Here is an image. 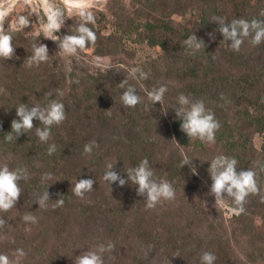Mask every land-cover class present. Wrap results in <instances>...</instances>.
<instances>
[{
    "label": "rangeland",
    "instance_id": "374dc122",
    "mask_svg": "<svg viewBox=\"0 0 264 264\" xmlns=\"http://www.w3.org/2000/svg\"><path fill=\"white\" fill-rule=\"evenodd\" d=\"M217 1L221 2V6H226L229 10L234 7L232 0ZM236 1L238 4L244 2V0ZM17 2L24 3L25 0H17ZM34 2L38 3L39 0H34ZM56 2L62 3V0H56ZM87 2L93 6L92 10L96 16L94 30L97 33L96 46L98 47L96 49L93 45L88 47L86 51L79 53L80 64L71 65V70L67 66L68 61L55 54L58 51L57 43L43 37L40 38L41 42L46 43L49 47V54L51 55L49 61L31 68L27 66V68L21 70L18 65H23L28 55L27 50L31 51L32 36L31 34L26 36L22 32L15 34L13 43L19 46H16L13 58L9 60L0 59V114L7 112L8 108L10 110L13 101L21 102L22 97H27L29 100L32 98L34 103H40L36 98H38L42 90L56 94L57 89H59L63 92V97H80L83 93L92 94V92L94 93L93 80H91L90 76L85 75L86 73L89 72L97 76L106 70L116 68V70L118 69L117 73L120 72L122 74L121 78L124 80L127 76L126 69L139 65L144 71L149 73L148 78L142 81L129 79L128 83L137 86V94H141L142 103L149 102L146 95L148 90L160 84H167L168 86V91L164 98V107L161 108L162 106L159 103L160 108H155L158 115L154 117V121L163 117L160 125L153 127L151 130L153 118L147 117L143 119L139 116L141 119L140 123L151 130L147 131L145 128L141 129V127L138 129H141L140 133L143 136L147 150H151L155 146L158 151H162V139L166 132L164 124L169 123L171 126L172 122L174 123L171 117L169 119L168 112L170 111L169 108H171L169 106L175 103L177 96L174 94L178 92L179 88L184 89L188 85L184 80L185 86L180 81L177 84L178 78L177 76L175 77L172 67L169 68V66L177 58L181 57L184 52L195 55L198 50L183 48L185 51L182 54L179 51H175L176 58L173 57L172 53L165 54L163 49L148 43V38L152 35L156 36L157 33H149V27H147L145 21L154 23L158 19L163 26L164 21L170 22L181 33L188 30L190 34L194 33L198 38H202L204 44L214 43L216 35H214L213 27L209 29V27L203 25L205 12L202 9L207 7L204 3L208 2V0H87ZM75 22V17L73 21L71 19L66 21L68 25ZM29 30H31L30 27L25 29V31ZM141 31H144L145 34L141 35L145 37H140L139 33ZM67 32L68 28H62L58 34L63 35ZM102 36L105 38L110 37V40L100 39ZM175 40V42L183 44V40L179 38ZM259 45L261 46L251 45L249 39L245 41L242 53L248 57L253 54V61L247 67L240 65V61H236L229 56L227 52L228 50L231 51L229 46L219 45L216 48L211 47L214 55V66H211L212 68L207 71V74L205 69L204 71H202L203 68L201 69L202 79L206 75L209 78L222 76L237 82L246 75H252L254 69L251 68H254L257 62L254 60L257 59V55H261V47L264 49L263 43ZM164 55L165 60L163 59ZM18 70H21L22 74L18 73ZM64 76L67 78L66 85L63 84ZM35 79H38L39 87L36 85L32 86L30 83ZM44 80L46 84L40 83ZM220 80L223 81L222 79ZM79 81L81 82L79 83ZM190 82L192 83V80ZM60 85L62 88H57ZM250 90L255 91L256 94L252 95L254 98L263 92L264 75L259 87L253 86ZM222 91L228 94L229 97L237 94L241 95L239 89L236 91L235 87L228 88V85L226 91ZM72 101L70 100V102ZM232 105L235 112L233 114L237 117L238 114L236 112L244 110V107L238 109L237 104ZM252 108L257 109V104H251ZM171 109L174 110L173 108ZM74 116L72 114V118ZM14 118H17L16 112L8 113V120L12 121ZM75 119L76 117L72 120ZM165 119L169 120L165 121ZM64 122L66 121L64 120L62 123ZM5 126H7L6 131L2 130ZM120 128L116 133L120 131L122 136L128 133V129ZM9 131H11V122H0V138L3 132ZM132 131L134 132L135 129ZM248 135L253 146L260 151L264 143V134L249 132ZM29 137L31 136L28 135ZM92 139L94 140L93 137ZM95 140H97V137ZM102 149L103 151L106 150L105 147H102ZM26 151L27 157L23 156L24 152H17L16 155L12 156V159H7L9 154H6L5 157L2 156L0 158V163L6 162L10 167L24 165L29 171L30 168H33L32 173L38 176V170L42 167V162L37 160V164L32 165L33 159H30L28 155V151H31V148L26 146ZM214 153L212 152L211 155H216ZM114 157L116 158L117 155H114ZM77 158L82 168L87 166L85 165L86 161H82L83 158L80 155ZM201 161L199 174L197 177L191 176L190 180L183 182V188H185L183 191H180L179 186H176L180 185L181 182L178 184L173 182L176 190L174 200L161 201L154 208H151L148 213L154 219L155 224L153 227L161 229L158 238L164 243L162 246L166 247H161L164 251H159L160 248H156L150 252L152 246H155L153 244L154 239L149 241L147 235L138 238L125 237L119 234L122 235L119 236V239L123 243L130 242L138 256L141 253L142 256L146 254L145 258L148 260V264H198L199 256L205 250L216 254L217 260L215 264H233L236 261L238 264H264V201L252 200L247 207L251 208V212L248 211L247 215H242L241 212L237 215L232 212L230 200L227 201V207H216L214 196L209 194L211 179L207 171L208 167L205 162L201 163ZM33 166L37 167L34 168ZM72 166L73 163L70 164V167ZM87 172L90 173V177H97L98 185L93 186V191L86 193L83 199L91 204L93 202V194L108 192L106 198L110 202L103 203L104 207L111 205L114 209L118 208L122 203V199L119 195L116 196L115 191L102 179L104 170H100L99 166L93 165L87 169ZM257 185H261L258 180ZM53 187L58 189L59 192H63V187H57V183L56 185L54 183ZM113 196L116 197L114 198ZM50 198L57 199L53 195ZM49 203L51 204L52 201ZM31 205L30 203L17 202L13 209L4 213V219L7 224L0 225V252L11 254L12 249L21 247L23 237L31 239L32 243L23 245L27 255L23 258L22 264H74V256L86 251L87 247L96 245L106 237L108 238L105 240L111 241V236H108L107 230H105L106 225L99 228L101 229L100 231L94 232L93 229H98L96 227L99 223L95 220H89V218L88 220L91 222L89 227H87L89 232L87 235H81L83 233L80 227L82 218L72 208H65L62 211L57 210L58 207L41 208V215L37 217L38 222L26 225L21 219L24 213L33 211V214L36 215L35 207L32 209ZM142 212L143 210L137 212L136 215L140 217ZM86 213L88 216L89 213ZM94 213V216L98 214L99 219L103 216L99 210H94ZM65 225V230L61 231L62 226ZM26 227H30L31 230L25 231ZM148 227L150 226L148 225ZM61 235H65L63 239L57 241L54 239ZM52 240L53 243H51ZM13 243L15 246H13ZM105 258L107 259V264H140L137 259L132 258V252H128L125 256L107 253Z\"/></svg>",
    "mask_w": 264,
    "mask_h": 264
},
{
    "label": "trees",
    "instance_id": "16d2710c",
    "mask_svg": "<svg viewBox=\"0 0 264 264\" xmlns=\"http://www.w3.org/2000/svg\"><path fill=\"white\" fill-rule=\"evenodd\" d=\"M232 2H234V7H232L233 9L231 10L226 6H221V2L217 0H208V2L204 3L207 7H203L202 9L203 12H205L203 15V25L209 27V29L213 27L214 35L216 36L214 38V43L205 44L195 55L185 53L183 44L175 42L176 38L180 40L186 39L187 36L190 35L188 30L181 33L178 29H175L170 22L164 21L163 26L159 23L158 19H156L154 23L145 21V24L149 27L148 32L157 33L156 36L152 35L148 38L149 44L163 49L165 54L172 53L175 58V51H179L180 54L184 52L181 57L177 58V60L169 66V68L172 67L175 77L177 76L178 78L177 84H179V81L184 83V86L185 82L188 84L184 89L179 88L178 92L174 95L177 96L180 93H184L195 98L204 99L206 106L213 110L216 119H218L221 124V127L216 132V141L214 144L202 143L199 140L190 141V138L180 129L181 121L176 118L175 110L169 108V119L171 117L174 123L172 122L171 126L169 123L164 124L166 132L162 139V151H158V148L155 146L151 150H147L140 130L145 128L147 131H151L153 127L160 125L163 117L154 121V117L158 115L155 108H160L159 102L153 106L150 102L146 101L145 104L141 102L135 108H126L120 101V94L123 89L120 87L119 83L123 81L121 78L122 74H120V72L117 73L116 68L106 70L104 73H100V75L97 76L88 72L85 75L90 76L91 80H93L94 93H83L80 97H63L53 94L52 98L62 99L66 111V122L58 126H53L52 128V135L49 143H55L57 145V151L55 153L52 155L47 153V144L41 143L38 140V137L35 135V128L30 130L29 133L20 135L17 140L13 139L12 141H6L4 139L5 132H3L4 134L2 133V137L0 138V158H2V156L5 157L6 154L14 156L17 152H24L23 156L27 157L26 146H28L31 148V151H28L29 158L33 159L31 164L36 165L37 160L42 162V167L38 170V176H35L32 173L34 169L30 168L29 179L20 182L22 194L17 202L32 204V209L35 207L34 211H36V216L39 217L42 210H40L41 208L38 209V204L34 202L33 194L41 193L49 187L50 197L53 195L58 199L60 195L64 196L65 203L62 207H58L57 210L62 211L65 208H72L82 218V225L80 224V227L84 234L81 233V235H87L89 232V228H87L91 223L89 220H95L99 223L96 227L98 229H93L94 232L100 231L101 229L99 228L106 225L105 230H107L108 236H111V241L113 240L112 242H114L115 245L111 253L125 256L128 252H132V258L137 259V262L140 264H148V260L145 258L146 254L142 256L141 253L140 256H138L134 246L130 242H121L119 236L142 238L143 235H147L149 241L154 239L153 244L155 246H152L150 252L156 248H160L159 251H164L161 247H166L162 246L164 243L158 238L161 229L153 227L155 224L154 219L151 214L148 215L150 209L145 207V197L137 195L135 187L130 183L124 186L113 183L112 188L110 187L115 191L116 196L119 195L122 199V203L116 209L111 205L105 206L106 208L103 205V203L107 201L110 202V200L106 198L108 192L93 194L94 197H92L93 202L91 204L85 199L75 196L71 192V183H75L77 178H92L95 181L93 186L98 185L97 177H90V173L87 172V169L93 165L99 166L100 170H104L107 161L117 162L115 170L120 175L126 177L127 173L124 172L123 169L133 167L137 165L141 159L147 157L151 167L155 170L154 175L157 179L164 178L172 183L176 182V184L181 182L180 185L176 186H179V189H181L180 191H183L185 189L183 188L184 183L190 180L191 176L197 177V175H193L191 172L193 166H195L199 172L201 169L199 165L200 160L204 161L205 159H210L213 156L211 155L212 152H215L214 154L223 153L236 157L238 160L237 171L242 169L247 170L249 167L253 168L257 173L256 179L261 184L258 185L259 191L257 193H251L246 197L241 214L247 215L248 211L251 212V208L247 207L252 200L263 202L264 143L260 151L256 150L251 140H249L248 133L264 134V99H262L264 98V90L255 97L257 100L252 97V95L256 94L255 91L250 90L253 86L259 87L263 79L264 49L261 47V55H257V59L254 60L257 62L256 66L251 68L254 69L253 74L246 75L240 81L236 82L233 79L222 76H213L209 78L206 75L203 79L201 77V72L204 71V69L207 74V71L212 68L211 66H214V55L211 47L216 48L219 45L228 46V44L231 43V41H223V36L218 31L219 23L212 21L215 17H222L225 21L240 17L248 20L253 18L264 19V16L260 15L261 11L264 10V0H244L242 4H238L236 0H232ZM177 32L178 34L176 35ZM141 34H145L144 31L139 33L140 37L144 36ZM100 39L110 40V37L105 38L102 36ZM247 39L248 38H246L245 41ZM244 43L240 51H233L230 48L231 51L228 50L227 52L234 60L240 61V65L247 67L248 64L253 61V54L248 57L242 53ZM262 43L264 47V42ZM96 45L97 42H95L94 45L97 49L98 46ZM164 57L165 55L163 59ZM18 66L21 70L27 68L26 65ZM21 70H18V73L22 74ZM15 72L17 73V71ZM183 80L185 82H183ZM190 80H192V83ZM80 82L81 81H79V83ZM30 83L32 86L39 85L38 79ZM40 83L46 84L45 80ZM63 84H67L66 76L63 77ZM227 85L228 88L235 87L236 91L239 89L241 95L237 94L229 97L228 94L222 91H226ZM57 88H62V86L60 85ZM45 93L47 92L42 90L38 98H36L41 104H46L49 99V97L44 95ZM68 98L73 101L70 102ZM21 100V102L13 101L10 110L8 108L7 112L5 111L0 114V122H11V120L7 119V116L8 113L12 114V112H16L14 108L16 105L22 102L34 103L32 98L29 100L27 97H22ZM253 103L257 104V109H251V104ZM146 104L147 107H145ZM232 104H237L238 109L244 107V110L236 112L238 114L237 117L233 114L235 112L233 111L234 108ZM72 114L75 115V120H72L74 119L72 118ZM139 116L143 119L147 117L153 118L151 130L140 123L141 119ZM169 119H165V121ZM33 124L34 127L39 126L40 121L34 119ZM120 127L128 129V133L124 136L121 135L120 131L116 133L118 129H121ZM140 127L141 129L138 130ZM133 129H135L134 132L132 131ZM2 130L6 131L7 126L2 128ZM28 135L31 137L28 138ZM92 137L94 140L97 137L96 141L99 147L94 149L91 155L84 154L83 146L85 143L93 140ZM102 147H105L106 150L103 151ZM257 153L259 154L257 155ZM79 155L83 158L82 161H86L85 165L87 166L84 168H82L81 163L78 161L77 157H79ZM114 155H117V157L115 158ZM184 156L193 157V160L190 164L182 167L181 160ZM258 161L259 163L257 164ZM204 162L206 166L209 167V162ZM71 163H73L72 167H70ZM33 167L36 168L37 166ZM44 172H52L54 174L53 180L56 181L55 185L57 183V187H63V192H59L58 189L53 187V181L41 183V175ZM116 196L113 197L115 198ZM94 210H99L100 214H103L101 219L98 218V214L96 216L93 215L95 214ZM142 210L143 212L140 217L136 215L137 212ZM86 212L89 213L88 216ZM4 213L5 212H0V216L4 217ZM148 225L150 227H148ZM65 228L66 225L62 226L61 231H64ZM64 236L65 235L57 236L54 239L56 241L61 240ZM107 238L108 237L104 238L103 241L107 242L108 240H105ZM53 240L51 243H53ZM27 243H32L31 239L23 237L21 247ZM13 246H15L14 243ZM105 264H107L106 258ZM233 264L238 263L236 261Z\"/></svg>",
    "mask_w": 264,
    "mask_h": 264
},
{
    "label": "clouds",
    "instance_id": "9594fccd",
    "mask_svg": "<svg viewBox=\"0 0 264 264\" xmlns=\"http://www.w3.org/2000/svg\"><path fill=\"white\" fill-rule=\"evenodd\" d=\"M92 7L87 0H62V3H57L56 0H39L38 3L34 0H25L24 3H18L17 0H0V59L13 58L16 46H19L13 43L15 34L22 32L26 36L29 34L32 36L31 51L27 50L28 55L23 65L31 68L49 61L51 55L48 45L41 42L40 38L43 37L57 43L58 51L55 54L65 58L68 61L67 66L71 70V65L80 64L79 53L86 51L89 46L95 45L97 40V33L94 30L96 16ZM260 15L264 16V10ZM74 17L76 22L68 25L66 21L69 19L73 21ZM212 21L219 23L218 31L222 34L223 41H231L228 46L233 51H240L246 38L253 46L264 42V19L248 20L240 17L225 21L222 17H215ZM29 27L31 30L25 31ZM62 28H68V32L59 35ZM202 46H205L204 41L194 33L183 40V47L188 49L199 50ZM126 70V78L119 83L123 89L120 101L126 108H135L142 102V97L141 94H137V86L128 83V80H146L149 73L139 65ZM140 90L142 91V89ZM167 91V84L153 87L146 93L147 100L153 106L159 102L163 108ZM44 95L49 97L46 104L22 102L14 107L17 118L11 121V131L5 133L4 139L6 141L17 140L20 135L29 133L35 128L38 140L47 144V153L52 155L57 151V145L49 143L52 128L60 125L66 119V111L62 99L52 98V92H47ZM56 95L63 96V92L57 89ZM169 107L175 110L176 118L181 121L180 129L190 138V141L215 143L216 132L221 124L216 119L213 110L206 106L204 99L180 93L177 95L175 103ZM167 109L164 111L165 113ZM34 119L40 121L39 126L34 127ZM98 147V142L91 140L84 144L83 153L91 155ZM12 158L11 154L7 157V159ZM192 160L193 157L184 156L181 160L182 167L190 164ZM204 161L209 162L207 169L211 179L209 194L214 196L215 206L227 207V201L230 200L232 212L238 215L243 211L246 197L259 191L256 171L250 167L247 170L237 171L238 160L236 157L223 153L216 154ZM116 163L107 161L102 176V179L111 188L113 183H118L119 186L130 183L135 187L137 195L145 197V207L149 209L154 208L161 201L175 199L176 190L173 183L164 178L157 179L147 157L141 159L137 165L123 169L127 173L126 177L115 170ZM191 172L193 175L199 174L195 166L191 168ZM53 176L52 172L42 173L41 183L47 181L55 183ZM29 177L30 172L24 165L10 167L6 162L0 163V212H8L15 207L22 194L20 182L27 181ZM94 182L92 178H77L75 183H71V192L83 199L86 193L93 191ZM48 189L33 194L34 202L39 205L38 209L62 207L65 203L64 196L60 195L58 199H51ZM50 201H52L51 204ZM33 213V211H27L21 217L26 225L38 222L37 216ZM4 224L7 222L3 216H0V225ZM30 230V227L25 229V231ZM114 247L112 241H101L94 246H89L86 251L74 256V264H105V254L111 253ZM26 255L23 247L12 249L11 254L0 252V264H22ZM216 260V254L208 250L202 251L199 256V264H215Z\"/></svg>",
    "mask_w": 264,
    "mask_h": 264
}]
</instances>
